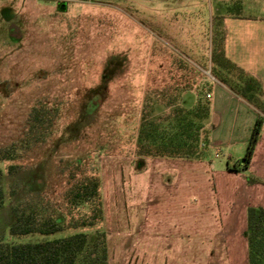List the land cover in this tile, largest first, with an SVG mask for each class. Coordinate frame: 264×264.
Wrapping results in <instances>:
<instances>
[{"label": "rangeland", "instance_id": "obj_1", "mask_svg": "<svg viewBox=\"0 0 264 264\" xmlns=\"http://www.w3.org/2000/svg\"><path fill=\"white\" fill-rule=\"evenodd\" d=\"M101 1L0 0V149L27 137L34 107L56 113L43 123L51 126L44 141L21 150L15 161L0 163L2 242H40L96 229L107 239L116 219V228L131 226L139 236L137 249L160 248L171 225L165 221L192 216L193 202L209 199L207 165L226 168L229 160L244 156L229 159L227 147H209L207 158L198 160L150 164L149 158L136 157L143 111L155 120L171 110H187L185 89L189 100L208 102L205 91L215 82L207 73L219 41L212 2L200 0L159 16L160 7L143 0ZM230 12L241 10L230 7ZM204 125L210 132L207 120ZM9 165L18 167L13 175L6 174ZM89 174L101 181L100 225L49 236H9L13 206L31 204L61 217L65 191Z\"/></svg>", "mask_w": 264, "mask_h": 264}, {"label": "crops", "instance_id": "obj_2", "mask_svg": "<svg viewBox=\"0 0 264 264\" xmlns=\"http://www.w3.org/2000/svg\"><path fill=\"white\" fill-rule=\"evenodd\" d=\"M43 1L63 4L81 0ZM143 1L159 6V16H163L183 11L190 5L199 4L200 0ZM209 1L215 10L213 23L223 56L264 89V0ZM230 7H238L241 12H230ZM189 90L182 92V104L188 102V109L197 104V100L187 98ZM206 93H211V98L206 99ZM205 94L210 109L207 119L210 149L227 147L229 159L233 155H243L257 120L256 110L218 81L210 84ZM152 162L156 159H150V164ZM206 168L212 181L209 199L195 200L192 216L167 219L165 222L171 225L165 245L160 248L137 249L140 238L133 233L132 227L120 230V227L116 228L120 222L113 219L110 222L114 232L111 238L107 232L108 264H248L246 212L249 207L264 208V185L249 184L248 179L264 182V123L246 174L229 172L227 165L217 168L212 162ZM182 241H186V245ZM126 251L129 254H125Z\"/></svg>", "mask_w": 264, "mask_h": 264}, {"label": "trees", "instance_id": "obj_3", "mask_svg": "<svg viewBox=\"0 0 264 264\" xmlns=\"http://www.w3.org/2000/svg\"><path fill=\"white\" fill-rule=\"evenodd\" d=\"M218 43L211 56L212 77L257 112V120L244 156L238 163L227 162L229 172L246 174L264 123V89L247 73L225 59L221 42ZM209 114L208 102H202L201 99L197 100L193 108L171 110L155 120L149 119L143 111L136 135V157L185 160L207 158L209 131L205 129L204 121ZM55 116V111L34 107L27 119V137L0 149V163L15 161L20 157L21 150L44 141L51 133V126H44L43 123ZM17 170V166L9 165L6 174L13 175ZM2 178L3 171L0 169V210L5 203ZM248 183L264 185V182L257 179H248ZM64 203L65 211L61 217L53 211L31 204L13 206L9 236H49L65 230L92 229L100 225L104 220V211L99 176L89 174L74 180L64 193ZM246 218L248 264H264V208L249 207ZM0 264H108L106 232L96 229L92 233L75 232L53 240L17 244L0 241Z\"/></svg>", "mask_w": 264, "mask_h": 264}, {"label": "built area", "instance_id": "obj_4", "mask_svg": "<svg viewBox=\"0 0 264 264\" xmlns=\"http://www.w3.org/2000/svg\"><path fill=\"white\" fill-rule=\"evenodd\" d=\"M208 77L210 78V80L211 81H214V82H216V80H215V78L214 77H212V75H211V73H210V71H208ZM205 97H206V99H209V98H211V93H206L205 94Z\"/></svg>", "mask_w": 264, "mask_h": 264}]
</instances>
